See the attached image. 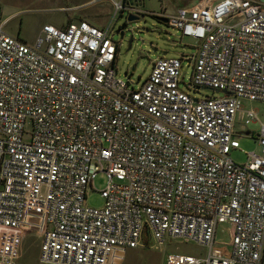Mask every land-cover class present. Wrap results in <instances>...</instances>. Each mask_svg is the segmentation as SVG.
<instances>
[{
    "label": "built area",
    "instance_id": "2783aa9c",
    "mask_svg": "<svg viewBox=\"0 0 264 264\" xmlns=\"http://www.w3.org/2000/svg\"><path fill=\"white\" fill-rule=\"evenodd\" d=\"M99 1L113 6L107 24L47 22L32 43L5 30L0 10V264L18 263L29 231L42 237L39 264H122L147 236L208 250L165 264H263L264 110L242 100L264 103V0H194L173 14ZM129 13L163 16L195 51L157 57L134 88L113 39ZM185 61L188 87L222 94L180 88ZM251 122L259 151L238 163L230 152ZM100 172L95 208L86 192Z\"/></svg>",
    "mask_w": 264,
    "mask_h": 264
},
{
    "label": "rangeland",
    "instance_id": "374dc122",
    "mask_svg": "<svg viewBox=\"0 0 264 264\" xmlns=\"http://www.w3.org/2000/svg\"><path fill=\"white\" fill-rule=\"evenodd\" d=\"M89 0H0L2 16L9 19L6 31L14 36L32 43L38 35L42 26L51 22L55 26H65L68 21L82 18L88 12L99 15L103 25L107 24L112 13L113 6L109 1ZM194 0H144L142 8L151 12L173 14L176 8H180ZM127 14L115 20V31L126 21ZM99 24V23H98ZM181 32L163 21L157 20L155 15L145 13L136 21H128L121 39L119 33L114 32L113 39L121 43L116 62L119 77L128 80L131 85L138 88L143 80L147 79L151 72L152 61L157 57H175L180 54H189L195 51L194 40L189 37L180 39ZM132 36V46L128 48V39ZM134 68V70H132ZM183 82L180 88L186 90L193 97H204L208 94L221 95L222 92L208 89H193L188 87L192 73V65L187 61L182 66ZM244 109L254 108L259 112L261 118L264 110V103L261 101L243 99ZM254 133L240 139V149H233L231 157L238 163L246 160L245 151L258 152V143L255 141V133L259 130L258 122H251L246 125ZM107 183L105 172L97 173L93 186L86 192V202L95 208L101 207L105 200L100 190L104 189ZM227 223L218 225L216 238L220 241H227L229 235L226 231ZM42 237L37 231H29L22 236L20 258L17 264H39L38 255L41 250ZM178 253L188 256H202L208 250L199 244L183 239H170L162 246L150 238L144 237L142 244L136 248H128L122 264H165L167 254Z\"/></svg>",
    "mask_w": 264,
    "mask_h": 264
},
{
    "label": "water",
    "instance_id": "95a60500",
    "mask_svg": "<svg viewBox=\"0 0 264 264\" xmlns=\"http://www.w3.org/2000/svg\"><path fill=\"white\" fill-rule=\"evenodd\" d=\"M122 17V16H121ZM157 20L163 21V23H167V19L164 18L161 15H155ZM139 19V16L133 15L132 13H129L126 17V21L118 28L116 33H119L121 36H123L124 33V29L127 26V22L128 21H136ZM132 46V36L130 35L129 39H128V48H130ZM132 70H134V68H132Z\"/></svg>",
    "mask_w": 264,
    "mask_h": 264
},
{
    "label": "crops",
    "instance_id": "0c3cea01",
    "mask_svg": "<svg viewBox=\"0 0 264 264\" xmlns=\"http://www.w3.org/2000/svg\"><path fill=\"white\" fill-rule=\"evenodd\" d=\"M92 1L93 0H89L88 3L90 4ZM98 16L99 15H97L95 13L88 12L86 15H84L82 18H79L78 20L85 19L86 21L91 22V23H93L95 25L102 26L103 23L99 20V17ZM72 21H75V20H70V22H72ZM263 264H264V256H263Z\"/></svg>",
    "mask_w": 264,
    "mask_h": 264
}]
</instances>
